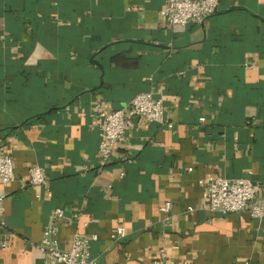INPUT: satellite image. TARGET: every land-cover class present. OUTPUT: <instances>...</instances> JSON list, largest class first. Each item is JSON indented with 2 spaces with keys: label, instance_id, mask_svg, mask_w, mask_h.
<instances>
[{
  "label": "crops",
  "instance_id": "obj_1",
  "mask_svg": "<svg viewBox=\"0 0 264 264\" xmlns=\"http://www.w3.org/2000/svg\"><path fill=\"white\" fill-rule=\"evenodd\" d=\"M164 5L0 0V146L15 166V180L0 181V264H47L39 244L54 224L63 250L77 232L96 234L99 264L161 254L264 264V220L210 211L199 183L217 174L264 187V0H219L203 24L187 26L170 25ZM146 91L164 100L173 127L132 118L100 167L96 115ZM34 165L47 174L38 189L28 184ZM56 208L79 221L56 220ZM118 228L125 234L114 240Z\"/></svg>",
  "mask_w": 264,
  "mask_h": 264
},
{
  "label": "built area",
  "instance_id": "obj_2",
  "mask_svg": "<svg viewBox=\"0 0 264 264\" xmlns=\"http://www.w3.org/2000/svg\"><path fill=\"white\" fill-rule=\"evenodd\" d=\"M219 0H165L161 10L170 25L187 26L189 24L201 25L217 12ZM100 141V167L109 161L114 148L124 142L127 130L132 125V118H141L149 123H158L172 128V122L167 119L166 106L161 97L152 91L140 92L125 106L113 111H101L97 115ZM15 166L13 156L0 146V181L8 184L15 180ZM46 170L41 165H34L29 170L28 184L32 189H38L46 184ZM206 191V207L213 212L223 215L233 212H248L251 218L257 221L264 220V198L261 193L264 187L246 178L225 177L222 175H209L199 180ZM5 195L0 194V215L4 212ZM173 202L166 201L160 211L164 220L170 222ZM192 208H190L191 210ZM56 220L68 218L79 221L78 214L68 215L63 208L54 210ZM125 231L118 228L113 234L114 240L123 237ZM56 225L48 226L39 244L42 256L47 264H99L91 257L90 245L97 239L94 233L77 232L69 250L59 247L56 238ZM8 246V241L2 242V248ZM152 264H190L188 261H173L163 254L159 255Z\"/></svg>",
  "mask_w": 264,
  "mask_h": 264
}]
</instances>
